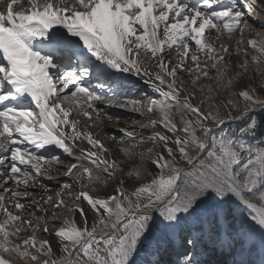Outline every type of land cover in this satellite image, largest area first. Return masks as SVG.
I'll use <instances>...</instances> for the list:
<instances>
[{"label": "snow or ice", "instance_id": "6c2138e0", "mask_svg": "<svg viewBox=\"0 0 264 264\" xmlns=\"http://www.w3.org/2000/svg\"><path fill=\"white\" fill-rule=\"evenodd\" d=\"M0 264H264V0H0Z\"/></svg>", "mask_w": 264, "mask_h": 264}, {"label": "bare ground", "instance_id": "6f19581e", "mask_svg": "<svg viewBox=\"0 0 264 264\" xmlns=\"http://www.w3.org/2000/svg\"><path fill=\"white\" fill-rule=\"evenodd\" d=\"M189 3L195 5L196 0H189ZM221 40H224V37H221ZM129 80L131 81V83L133 85L132 88L141 89V90H144L145 92H149L150 91L149 87L147 85L143 84L142 81L138 82L136 77H130ZM100 106L104 107L103 104L100 105ZM107 111L109 113H111L112 115L115 114V115H118V116H122V114H124V115L127 114V115H129V117H131V116L134 117L136 115V114L129 113V112H126V111H121V110H118V109H115V108H109V109H107ZM106 123H108V122L106 121ZM114 124H115L114 125L115 127L113 125H111V124H108V126L106 128H104L103 130L94 128V129H92V131L93 132H100L101 133V138L102 139H106V137H104V135H103V132H116L118 125H120V126L129 125V126H131L133 128L138 129V124H131L130 121H127V120H122V119L119 120V121L114 120ZM116 134L120 135V133L118 131L116 132ZM60 167H63V166L61 165ZM58 178L61 179V180H69L70 179L68 177H63V176H60ZM56 179L57 178H53L51 180H44V183L52 185V186H55ZM65 213H66V211L65 212H61V215L63 216V214H65ZM39 214L42 215V213H39ZM76 216H77V219H78L79 218L78 214H76ZM63 217H65V216H63Z\"/></svg>", "mask_w": 264, "mask_h": 264}, {"label": "rangeland", "instance_id": "374dc122", "mask_svg": "<svg viewBox=\"0 0 264 264\" xmlns=\"http://www.w3.org/2000/svg\"><path fill=\"white\" fill-rule=\"evenodd\" d=\"M206 83H207V81H206ZM133 89V90H132ZM131 94H133V95H135V96H137L138 98H142L143 97V94L144 93H147L148 95H155L154 93H152L151 91H149V92H145L144 90H141V89H137V88H131ZM113 116H117V115H113ZM121 117H123L124 119H122V120H127V121H130L131 122V120L133 119V117L131 116V117H129V115H124V114H122V116ZM131 118V119H130ZM135 118L136 119H140V117L139 116H137V115H135ZM109 124H111V125H115L114 124V119L109 123ZM115 127V126H114ZM137 130H140V126H139V124H138V129ZM161 131H164L163 129H160ZM143 132H144V134H149V130L148 129H143L142 130ZM117 132V131H116ZM119 145H117V147H118ZM145 147H147V145L145 146ZM105 194H107V193H105ZM37 215H40L39 213H37ZM63 216H65V218H69V219H71L72 217H73V214L72 213H70V212H66L65 214H63ZM76 218H77V216H76ZM59 223V222H58ZM25 235H27V233L25 234ZM166 259H170V257H165Z\"/></svg>", "mask_w": 264, "mask_h": 264}]
</instances>
